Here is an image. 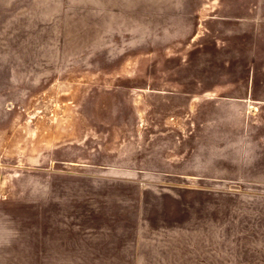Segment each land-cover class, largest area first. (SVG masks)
I'll return each instance as SVG.
<instances>
[{
  "label": "rangeland",
  "instance_id": "374dc122",
  "mask_svg": "<svg viewBox=\"0 0 264 264\" xmlns=\"http://www.w3.org/2000/svg\"><path fill=\"white\" fill-rule=\"evenodd\" d=\"M0 264H264V0H0Z\"/></svg>",
  "mask_w": 264,
  "mask_h": 264
}]
</instances>
